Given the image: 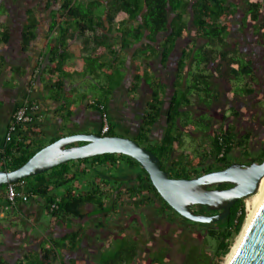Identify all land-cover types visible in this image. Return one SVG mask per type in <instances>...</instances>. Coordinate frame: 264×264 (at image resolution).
Instances as JSON below:
<instances>
[{
	"label": "trees",
	"instance_id": "obj_1",
	"mask_svg": "<svg viewBox=\"0 0 264 264\" xmlns=\"http://www.w3.org/2000/svg\"><path fill=\"white\" fill-rule=\"evenodd\" d=\"M17 1L21 0H12V3ZM51 6L57 8L50 13L49 30L56 32L48 44L50 72L63 65L68 55L64 49L77 31V37L85 42L91 40L93 44L87 57L83 55L89 72L92 73V67L88 59L101 57L104 50L114 58L112 70L104 73L106 91L110 92L121 84L124 77L121 71L123 63L118 62L119 51L131 43L137 44L131 55L136 69L130 89L134 93L140 82L145 81L151 93L143 111L142 126L133 139L140 144L142 139L147 141L150 126L159 118L163 120L161 138L145 147L157 155L161 168L170 177L192 178L218 170L232 163L231 157L236 152L240 157H251V162L264 159V141L253 157L249 147L254 123H259L253 120L254 110L237 104L240 97H264V65L260 60L254 62V52L250 47L257 45L264 50V0H45V7ZM0 8L4 11L2 2ZM185 15L191 19H186ZM7 21L5 16L0 19L2 44L10 37L5 25ZM40 21L34 8L27 10L21 27L23 45L34 37V29ZM246 29L255 38L254 44ZM191 31L194 44L181 50L175 67L173 91L163 106V98L159 97L158 91L160 82H155L152 70L153 61L159 58L160 64L165 65L176 40L190 36ZM105 66L100 65L102 70ZM222 80L227 82L229 89L223 90ZM214 106H217L220 116L212 113ZM196 107L202 111L194 112ZM241 118H245L243 122L248 121L247 126L238 122ZM33 124H18L10 140H4L0 145L1 169L17 168L45 145L25 133ZM112 127L110 123L106 134H116ZM188 135L198 137L193 138L194 146L185 152L179 148ZM121 161L128 167L137 168L134 169L137 176L128 187L132 205L153 204V198H159L164 204L162 211H173L180 221L178 227H171L165 237H155L151 245L141 248L144 256L140 254L142 257H137L139 239L130 237L111 250L101 264H220L245 222L244 199L236 200L228 216L217 222L188 220L161 198L148 173L137 161L116 153L69 160L18 181H25L27 199L34 196L45 199L48 214L83 218L87 212L82 211V206L92 204L94 213L106 219L118 207L113 198L125 196L119 191L121 185L111 180V171H121L116 167ZM74 181L78 182L77 187ZM6 185L0 187L1 194L6 192ZM52 203L55 207L51 208ZM239 210L240 214H237ZM135 232L139 234V229ZM77 233L79 231L70 236L71 248L77 246ZM173 235L172 242L165 240ZM148 240L144 238L145 245ZM157 240L160 244L156 243ZM54 247L40 244L39 252L33 256L35 262L50 264ZM172 248L180 255L177 262L170 256ZM0 264L9 263L0 258Z\"/></svg>",
	"mask_w": 264,
	"mask_h": 264
},
{
	"label": "crops",
	"instance_id": "obj_2",
	"mask_svg": "<svg viewBox=\"0 0 264 264\" xmlns=\"http://www.w3.org/2000/svg\"><path fill=\"white\" fill-rule=\"evenodd\" d=\"M21 1L26 5L11 11L5 0H0L4 4V11L0 8V19L6 17L8 21L5 25L10 33L6 43L0 42V145L4 144V134L14 110L22 102L36 105L39 113L35 124L25 133L45 145L64 135L99 132L101 122L97 105L100 103L107 109L109 123H112L116 134L137 137L151 93L145 81L140 82L134 93L130 89L136 69L131 55L137 44L131 43L119 51L118 62L123 63L121 71L124 77L121 84L110 92L106 91L104 73L112 70L114 58L106 50L99 58L88 59V56L92 67V73L89 72V66L83 59L90 53L93 44L91 40L85 42L77 37V31L64 49L68 55L63 65L50 72L48 44L56 34L54 30H49L50 13L57 7L46 8L45 0ZM30 8L37 11L41 21L34 29V37L23 45L21 27ZM185 18L191 19L186 15ZM114 30L112 28L113 33L118 35ZM193 36L191 31L190 36L176 40L165 65L160 64L159 58L153 61L151 68L155 82H160L158 91L159 97L163 98V106H166L173 91L177 59L185 46L188 48L194 44ZM100 65L106 66L102 70ZM35 67H40L37 77L33 76ZM163 130V120L159 118L150 126L147 141L142 139V144L149 146L158 142ZM77 184L74 181V186L77 187ZM93 209L92 204L82 206V211L87 212L83 218L55 217L46 212V201L40 196L25 201L18 198L11 203L6 198V192L0 193V258L9 264H38L33 256L43 244L45 247L55 246L50 264H101L111 250L130 237L139 239L137 257L145 255L141 250L145 247L144 237L140 233L129 230L124 220L115 221L112 216L105 219L95 214ZM101 221H104L103 224H100ZM77 231V246L71 248L70 236Z\"/></svg>",
	"mask_w": 264,
	"mask_h": 264
},
{
	"label": "water",
	"instance_id": "obj_3",
	"mask_svg": "<svg viewBox=\"0 0 264 264\" xmlns=\"http://www.w3.org/2000/svg\"><path fill=\"white\" fill-rule=\"evenodd\" d=\"M105 153L123 154L133 158L145 169L158 194L176 213L200 223H214L226 218L236 200L245 199L256 192L264 175L263 159L247 165L232 162L224 168L192 178L170 177L161 168L157 155L129 136L78 132L61 136L44 145L17 168H0V187L37 175L69 160ZM219 184L230 186L211 188ZM195 205L209 207L217 212L198 213L191 209ZM227 264H264V184Z\"/></svg>",
	"mask_w": 264,
	"mask_h": 264
},
{
	"label": "flooded vegetation",
	"instance_id": "obj_4",
	"mask_svg": "<svg viewBox=\"0 0 264 264\" xmlns=\"http://www.w3.org/2000/svg\"><path fill=\"white\" fill-rule=\"evenodd\" d=\"M17 2L15 4H17ZM194 112L197 113L195 109ZM255 124L256 123H254V126ZM188 137L190 138V140L187 141L184 139L183 146L179 148L180 150L184 149L185 152L189 151L191 147L194 146L193 138L198 137V135L195 136L188 135ZM236 153L237 155H234ZM236 153L233 154V157L238 158L239 160L232 162H239L243 165L250 164L252 159L251 157L248 158L240 157L239 153L238 152ZM117 165H118L116 166L117 169H121V171L118 174H112L113 177L111 178V180L117 181L119 185H121L119 191L121 192L122 195L125 196L120 197V199H117L116 196L115 198H113L118 202L117 203L118 207L115 210H113L115 213L111 215L112 219H114L115 221L124 220V225H127L129 230L136 231V229L138 228L141 236H143L144 238L149 237L152 240L155 239V237L157 236L159 238L165 237L166 236L165 234L168 232V230L171 227H178L177 223L180 221V218L177 215H174L173 211L172 212L169 210L162 211V207L164 204L162 203L161 200H159V198H153L154 200L153 204L148 203L146 205H140L137 207L132 205L133 202H130L131 197L128 193V187L133 184L132 181L134 177L137 176V171H134V169L137 168L128 167L127 165L124 164L123 161H121L120 165L119 164ZM201 174L203 173H200L198 175ZM219 185H224V186L218 187ZM219 185H213L211 186V188H226L230 186V184H219ZM138 199L139 198H137V200ZM110 200H112V198ZM191 209L194 210L195 212L196 211L202 212L204 214L205 213L211 214L217 212L216 210H212L209 207H203L197 205L192 206ZM145 246H147V244Z\"/></svg>",
	"mask_w": 264,
	"mask_h": 264
},
{
	"label": "rangeland",
	"instance_id": "obj_5",
	"mask_svg": "<svg viewBox=\"0 0 264 264\" xmlns=\"http://www.w3.org/2000/svg\"><path fill=\"white\" fill-rule=\"evenodd\" d=\"M5 2H6V5L8 6V8H10V10L12 11L15 7H23L24 5H26V3L24 2V1H21V2H17V4H15V3H12V1H10V0H5ZM13 4H15V5H13ZM17 5V6H16ZM248 32H249V36H250V38H251V40H252V42H253V44H254V40H255V38L253 37V35H251L250 34V30H248V29H246ZM247 32V33H248ZM252 49H253V52H254V54H253V59H254V62H258L259 60L263 63V65H264V50L262 49V48H260V47H258L257 45H253V46H250ZM250 49V48H249ZM221 87L223 88V90L225 91V90H227V89H229V85L227 84V82L226 81H224V80H222V83H221ZM262 96H264V90H263V92H262ZM238 102H237V104H238V106L239 105H245L246 107H248V108H251V109H253L254 110V115L252 116L253 117V120L255 121V122H259V123H257L256 125H255V127L253 128V129H255L254 130V133H253V136H252V139L250 140V144H249V147H250V150L252 151V157H253V155H254V153H256V152H258V150H259V148H260V145H261V142L262 141H264V97L263 98H261V95H259V96H251V97H244V98H238ZM237 106V107H238ZM224 107V105L222 106V108ZM221 107H219V109H220ZM217 106H214V109H213V111H212V113L215 115V116H220V113H218L217 112ZM195 110L197 111V113L198 112H201L202 111V108H195ZM243 119H245V118H241V119H239L238 120V122L239 123H241L242 124V126L244 125V126H247V123H248V121H244L243 122ZM118 135H120V134H118ZM123 135H125V134H123ZM125 136H127V135H125ZM129 137H131V136H129ZM132 138V137H131ZM185 138H188V137H186L185 136ZM135 140V139H134ZM137 141V140H136ZM138 142V141H137ZM139 143V142H138ZM140 144V143H139ZM141 146H143V144H140ZM145 147V146H144ZM234 155H237V153L236 154H234ZM231 160L232 161H236V160H239L238 158H235V157H231ZM111 173L112 174H118L119 173V171H116V170H114V171H111ZM100 176L102 177V175L100 174ZM251 197V198H250ZM249 199H250V201H251V199H252V195L251 196H249V197H247V198H245L244 199V203L245 204H247V202H248V204L249 203H251L250 201H249ZM247 216V215H246ZM246 219V218H245ZM171 235V234H170ZM238 236H239V234L236 236V238L234 239V241H233V244H232V246H231V248L233 247V245L236 243V241H237V238H238ZM158 237V236H157ZM173 237H175L174 235L171 237L170 236V239H165L166 241H168V242H172L173 240ZM168 238V237H167ZM147 240H148V242H147V245L149 246V245H151L152 244V242L151 241H153L154 242V240H152L151 238H149V237H147L146 238ZM156 243L157 244H160V240H157L156 241ZM144 248H147L146 246L144 247ZM231 248H230V251H231ZM228 254H229V252H228ZM227 254V255H228ZM227 255L224 257V259L222 260V262L220 263V264H224L225 263V261H226V258H227ZM170 256L172 257V259H174L176 262L177 261H179V259H180V255H178L176 252H175V249L174 248H172L171 249V251H170Z\"/></svg>",
	"mask_w": 264,
	"mask_h": 264
},
{
	"label": "built area",
	"instance_id": "obj_6",
	"mask_svg": "<svg viewBox=\"0 0 264 264\" xmlns=\"http://www.w3.org/2000/svg\"><path fill=\"white\" fill-rule=\"evenodd\" d=\"M39 73L40 67H35L33 71V76L37 77ZM97 108L100 112V133L104 135L108 131L110 125L108 111L105 106L101 103L97 105ZM38 115V107L36 105L31 104L29 102H22V104L19 105L13 112L12 120L4 134V140H10V137L12 136L18 124H30L32 122H35V120L38 118ZM24 187V180L7 183L6 198L8 199V201L14 203L15 200L18 198L24 201L27 200L28 196L27 193L24 191ZM52 207H55L54 203L51 204V208ZM245 211L247 215V204H245ZM237 214H240V210Z\"/></svg>",
	"mask_w": 264,
	"mask_h": 264
},
{
	"label": "bare ground",
	"instance_id": "obj_7",
	"mask_svg": "<svg viewBox=\"0 0 264 264\" xmlns=\"http://www.w3.org/2000/svg\"><path fill=\"white\" fill-rule=\"evenodd\" d=\"M263 184H264V175L261 177V179H260V181H259L258 188H257L256 192H255L254 194H252V199H251V201H250V199H249V201H250L251 203L248 204V202H247V216H246L245 222H244L243 227H242V229H241V231H240V233H239V236H238V238H237V241H236V243L233 245V247L231 248V251H229V254L227 255V258H226V261H225L224 264H227V263H228V261H229L231 255H232V253H233V250H234L235 246L237 245V243L239 242V240H240V238H241V235H242V233H243V230H244V227H245V225H246V222H247V220H248V218H249V216H250V214H251V212H252V210H253V208H254V206H255V204H256V202H257V200H258V198H259V196H260V194H261V192H262V190H263ZM250 198H251V197H250Z\"/></svg>",
	"mask_w": 264,
	"mask_h": 264
},
{
	"label": "clouds",
	"instance_id": "obj_8",
	"mask_svg": "<svg viewBox=\"0 0 264 264\" xmlns=\"http://www.w3.org/2000/svg\"><path fill=\"white\" fill-rule=\"evenodd\" d=\"M99 131H100V129H99ZM98 133H100V132H98ZM100 134H101V133H100ZM105 134H106V133H105ZM105 134H104V135H105ZM101 135H102V134H101Z\"/></svg>",
	"mask_w": 264,
	"mask_h": 264
}]
</instances>
